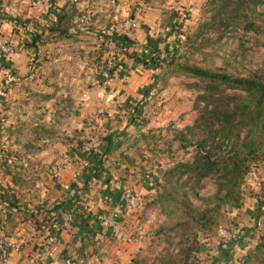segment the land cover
Instances as JSON below:
<instances>
[{
	"label": "crops",
	"instance_id": "obj_1",
	"mask_svg": "<svg viewBox=\"0 0 264 264\" xmlns=\"http://www.w3.org/2000/svg\"><path fill=\"white\" fill-rule=\"evenodd\" d=\"M32 2L0 0V43L13 47L0 53V238L19 247L0 264H121L141 246L134 226L145 225L119 194L152 199L157 177L137 150L162 130L143 109L167 79L142 57L169 40V26L153 0ZM126 20L135 26L122 29ZM116 45L125 52L105 79ZM161 142L157 152L169 154ZM64 199L67 210L55 207ZM114 209L117 226L101 233L95 216Z\"/></svg>",
	"mask_w": 264,
	"mask_h": 264
},
{
	"label": "rangeland",
	"instance_id": "obj_2",
	"mask_svg": "<svg viewBox=\"0 0 264 264\" xmlns=\"http://www.w3.org/2000/svg\"><path fill=\"white\" fill-rule=\"evenodd\" d=\"M149 1L145 0V2ZM153 1L156 5H160L164 22L169 26V40L157 43L158 49L149 51L151 55L148 53L142 58H146L150 63L151 58L159 62L161 67L158 68H161L162 72L164 71V73H160L165 75L167 80L163 84L160 83L162 87L154 84L151 92L145 94L146 96L150 94L153 102H149V106H144L143 110H147L151 116L158 120L153 128H162L165 133L159 130L160 133L156 135L155 142L146 144L145 147L141 146L142 153L140 150L137 151L141 155L145 153L144 150L149 153L150 164L153 167L149 168L150 177H147L151 180L155 176L158 179L155 180L163 184L161 178L164 174L163 170L180 160H190L192 156L193 151L189 145L185 150H181L177 148V144L169 140L172 138L174 129L191 125L198 117L203 104L201 101H196L202 91V86L206 84L205 79L199 78L191 71L176 69V64H184L209 73H225L232 78L247 77L256 69L264 67V47L261 42H256L255 36L251 32L244 33L238 27L230 26L227 29L220 28L219 30L209 27L218 0ZM38 2L40 0H33L32 4ZM176 18L179 20L175 21ZM177 25L179 26L176 27ZM121 27L122 29L132 28L126 26L125 22L121 24ZM200 30L201 35L198 34ZM112 51L117 52L114 54ZM124 52L123 45H116L107 54L103 66L105 79L110 78L112 73L117 71L119 58ZM112 56H114L113 63L116 67L112 73L105 75L106 62ZM170 61L171 65H167V62ZM155 66L157 67V65ZM236 92L238 91L227 89V93ZM134 102L139 105L145 103L143 97ZM167 128L170 130H166ZM159 135L161 137L158 138ZM161 141H165V144L168 143L169 154L160 152V149L157 152L158 148L163 146ZM152 155L153 157H151ZM141 157L144 158V156ZM150 185L153 189L152 199H146L147 195L141 197L143 202L139 207L141 210L137 208V212L134 214L136 219L144 221L145 225L134 226L132 230L133 238L138 239L136 243L141 246L130 254L132 257H127L121 264H159L161 258L166 254L175 253L177 250L178 238L172 227L179 215L178 208L171 202L169 207L167 206L164 210L161 203L155 202L159 187H156L153 182ZM201 185L197 196L208 197L214 194L215 185L212 180L204 179ZM263 190L264 161H259L252 166L245 178L242 188V207L239 209L226 207L224 209L217 225L222 228L220 233L217 231V226L208 234L199 233V239L203 242L204 248L197 254V259L193 264H229L232 260H237L247 248L254 245L258 236V230L254 224L259 221V224L256 225L261 227L260 223L262 224L264 220V205L257 204V196L262 195ZM130 191L136 193L133 190ZM190 197L194 205H200L199 200L191 195ZM222 240L225 242L222 243Z\"/></svg>",
	"mask_w": 264,
	"mask_h": 264
},
{
	"label": "trees",
	"instance_id": "obj_3",
	"mask_svg": "<svg viewBox=\"0 0 264 264\" xmlns=\"http://www.w3.org/2000/svg\"><path fill=\"white\" fill-rule=\"evenodd\" d=\"M218 1L209 27L214 30L238 27L244 33L251 32L264 47V0ZM151 64L161 67L153 58ZM176 69L191 71L205 79L206 84L196 101L203 104L198 117L191 125L174 129L169 140L181 150L189 145L193 151L190 160H180L166 169L161 176L163 184L152 181L159 187L155 202L161 203L164 210L173 202L179 211L172 227L178 238L177 250L166 254L159 264H193L204 248L199 233L208 234L216 228L226 207H242L245 178L256 162L264 161V67L247 77L235 78L179 63ZM227 89L238 92L227 93ZM156 135L151 138L154 142ZM204 179L212 180L215 191L211 196L199 197L197 193ZM261 194L257 196L260 206L264 205V190ZM190 195L200 205H194ZM69 206L64 199L55 207L67 210ZM76 215L80 222L89 224L82 214ZM257 223L254 224L258 230L254 245L229 264H264V220L261 227Z\"/></svg>",
	"mask_w": 264,
	"mask_h": 264
},
{
	"label": "built area",
	"instance_id": "obj_4",
	"mask_svg": "<svg viewBox=\"0 0 264 264\" xmlns=\"http://www.w3.org/2000/svg\"><path fill=\"white\" fill-rule=\"evenodd\" d=\"M125 25L128 27L134 26V23L131 20L125 21ZM13 52V47L9 42H1L0 43V53L3 54H10ZM117 52V51H115ZM115 52L112 51V53L115 54ZM114 56L112 58L108 59L106 62V70H105V75L110 73V70L113 71L115 65L113 63ZM82 149L84 151H89V146L84 144L82 146ZM119 202L123 203L125 207L128 210H135L139 208L142 205V200L141 197L136 194L132 193L129 189L124 190L120 196H119ZM120 218V212L118 209L111 210L109 212H101L98 213L95 216V221L98 225V229L101 233H105L107 230L114 229ZM222 230L221 227H219L218 231ZM223 232V231H222ZM9 251H14V252H19V247L12 241L4 240L0 238V253H6ZM29 264H36L34 261H31Z\"/></svg>",
	"mask_w": 264,
	"mask_h": 264
}]
</instances>
